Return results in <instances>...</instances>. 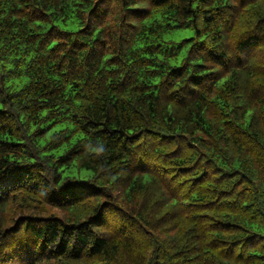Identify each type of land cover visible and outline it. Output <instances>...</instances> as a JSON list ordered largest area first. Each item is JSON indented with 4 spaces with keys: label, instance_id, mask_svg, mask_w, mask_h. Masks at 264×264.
Here are the masks:
<instances>
[{
    "label": "trees",
    "instance_id": "obj_1",
    "mask_svg": "<svg viewBox=\"0 0 264 264\" xmlns=\"http://www.w3.org/2000/svg\"><path fill=\"white\" fill-rule=\"evenodd\" d=\"M0 264H264V0H0Z\"/></svg>",
    "mask_w": 264,
    "mask_h": 264
},
{
    "label": "rangeland",
    "instance_id": "obj_2",
    "mask_svg": "<svg viewBox=\"0 0 264 264\" xmlns=\"http://www.w3.org/2000/svg\"><path fill=\"white\" fill-rule=\"evenodd\" d=\"M192 34V31L190 28H183V29H174L173 31L167 33L164 35L165 38H171L174 40H178L182 37H187Z\"/></svg>",
    "mask_w": 264,
    "mask_h": 264
}]
</instances>
